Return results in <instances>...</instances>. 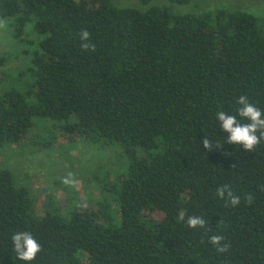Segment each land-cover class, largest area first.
<instances>
[{"label":"trees","instance_id":"1","mask_svg":"<svg viewBox=\"0 0 264 264\" xmlns=\"http://www.w3.org/2000/svg\"><path fill=\"white\" fill-rule=\"evenodd\" d=\"M137 1L145 8L0 0L19 52L0 65L8 73L20 58L15 77L26 79L0 91V147L43 120L101 150L116 145L127 161L108 169L96 203L42 212L0 168V264H22L15 231L41 245L33 264H264V140L247 152L223 141L216 121L218 110L235 114L242 95L264 110V17L224 8L179 15ZM225 185L238 207L216 195ZM192 215L205 227L189 228Z\"/></svg>","mask_w":264,"mask_h":264},{"label":"rangeland","instance_id":"2","mask_svg":"<svg viewBox=\"0 0 264 264\" xmlns=\"http://www.w3.org/2000/svg\"><path fill=\"white\" fill-rule=\"evenodd\" d=\"M113 2L118 7L145 8L137 0ZM151 5L179 15L214 12L224 8L264 17V0H192L184 6L168 0H153ZM8 24L6 20L0 21V57L11 51L19 53L18 46L10 40ZM17 63H11L8 73L4 64L2 67L0 65V79L5 78L0 80V91L19 87L26 81L15 77L19 74ZM59 130L52 121L36 120L22 142L0 147V168L11 170L17 183L30 190L38 212L46 207L49 210L56 207L64 210L68 206L79 205L89 207L100 199L108 169L116 170L127 163L116 145L101 150L93 143L82 141L81 137L63 136ZM54 131L58 139L52 143L50 137ZM33 139L37 141L36 144ZM109 174L113 177L112 172ZM153 217L159 219L161 214L154 213Z\"/></svg>","mask_w":264,"mask_h":264},{"label":"clouds","instance_id":"3","mask_svg":"<svg viewBox=\"0 0 264 264\" xmlns=\"http://www.w3.org/2000/svg\"><path fill=\"white\" fill-rule=\"evenodd\" d=\"M81 41H88L90 33L81 31ZM85 49L88 44H83ZM238 108L235 114H230L223 110L216 112V121L219 129L227 133L225 141L227 144L240 145L247 151H253L264 140V110L258 108L251 103L246 96H240L237 99ZM205 147H210L208 140L204 141ZM65 183H68L65 180ZM216 195L221 199L227 197L232 207H238L241 203L239 196H236L231 191L228 185L218 188ZM185 217L181 215L180 219ZM207 221L202 216H187V226L191 229L204 228ZM12 249L15 252L16 260L22 264H33L37 256L41 252V245L30 232L15 231L10 237ZM209 242L217 249L219 253H224L228 250V245L224 243L223 237L220 235H212Z\"/></svg>","mask_w":264,"mask_h":264}]
</instances>
